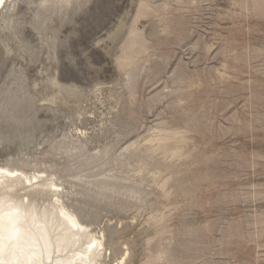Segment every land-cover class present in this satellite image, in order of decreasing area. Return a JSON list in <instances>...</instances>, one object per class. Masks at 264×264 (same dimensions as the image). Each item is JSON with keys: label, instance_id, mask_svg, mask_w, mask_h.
Here are the masks:
<instances>
[{"label": "rangeland", "instance_id": "obj_1", "mask_svg": "<svg viewBox=\"0 0 264 264\" xmlns=\"http://www.w3.org/2000/svg\"><path fill=\"white\" fill-rule=\"evenodd\" d=\"M0 166L102 264H264V0H9Z\"/></svg>", "mask_w": 264, "mask_h": 264}, {"label": "bare ground", "instance_id": "obj_2", "mask_svg": "<svg viewBox=\"0 0 264 264\" xmlns=\"http://www.w3.org/2000/svg\"><path fill=\"white\" fill-rule=\"evenodd\" d=\"M8 1L0 0V13ZM59 190L40 174L0 166V264H102V241L64 207Z\"/></svg>", "mask_w": 264, "mask_h": 264}]
</instances>
